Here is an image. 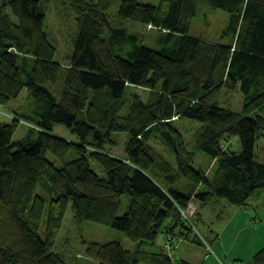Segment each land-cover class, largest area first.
<instances>
[{
    "label": "trees",
    "instance_id": "trees-1",
    "mask_svg": "<svg viewBox=\"0 0 264 264\" xmlns=\"http://www.w3.org/2000/svg\"><path fill=\"white\" fill-rule=\"evenodd\" d=\"M63 1L77 26L66 67L54 59L43 1L0 0V106L23 92L29 104V114H20L29 122L22 138L13 136L23 119L0 113V264H66L56 242L68 208L78 225L97 222L136 242L134 258L122 241L87 244L98 264H171L174 242L195 235L199 210L182 215L190 201L197 208L222 198L241 207L264 189L256 154L264 136V0H121L118 16L158 29L156 46L111 23L112 0ZM202 6L228 14L221 33L228 44L189 34ZM132 87L149 101L133 94L122 115ZM236 91L240 114L218 101ZM177 119L199 124L191 150ZM56 125L71 137L55 133ZM120 132L128 137L123 157L109 151ZM229 137L239 150L227 146ZM152 138L175 160V167L166 163V187L152 176L160 167ZM196 152L216 162L212 177L193 167ZM124 195L128 208L118 215ZM160 234L164 243L146 250ZM253 264H264V247Z\"/></svg>",
    "mask_w": 264,
    "mask_h": 264
},
{
    "label": "rangeland",
    "instance_id": "rangeland-1",
    "mask_svg": "<svg viewBox=\"0 0 264 264\" xmlns=\"http://www.w3.org/2000/svg\"><path fill=\"white\" fill-rule=\"evenodd\" d=\"M46 9V32L48 34L49 40L55 47V56L54 59L61 63L62 67H66L68 58L72 54L73 51V38L76 31L75 17L72 13V10L69 9L67 4L63 0H41ZM121 0H112L109 12V18L111 23L114 26L124 27L127 31L134 32L138 35L139 40L149 46H156V37L158 35V29H154L151 25H141L136 22L122 20L118 16V8ZM146 2H152L156 5L159 4L160 0H141ZM228 14L220 9H215L210 6H202L198 8V13L193 17L192 23L190 26L189 34L194 37H198L200 40L211 42V43H221L228 44L229 42L223 36L222 32L224 27L227 25ZM61 80V79H60ZM59 80V84L55 86L56 89H61V81ZM57 90V91H58ZM223 92V90H221ZM59 93V92H58ZM136 94L143 103H147L149 98L147 96V91L140 88H130L124 101L126 102L123 107L121 114L124 115L128 110L132 95ZM218 101L222 106L231 108L232 111L236 114H240L243 111L242 108V96L239 92L234 93H220ZM2 111V112H1ZM0 113L2 115L11 113L13 116L19 117L23 120L20 114H29V104L26 94L23 92L18 96L17 99L11 100L7 105L0 106ZM260 114L264 117V111H261ZM6 115L3 116L6 119ZM8 116V115H7ZM18 118V119H19ZM20 120V124L14 133L13 138H22L25 135L27 129V123ZM173 123L178 127L181 131V137L184 141L185 146L188 150H191V147L194 146L195 143V133L196 129L199 127V124L192 123L185 120H174ZM55 133H59L60 135H64L65 137H71L69 131L62 125H56L53 128ZM114 146L109 148V151L116 156H124V146L127 141V135L125 132L115 133L112 135ZM227 146H233V149L238 148V138H227ZM148 146L151 149V152L157 158V171L153 170L152 176L153 178L162 186L166 187V163L173 167L176 166L173 155L170 154L165 144L160 142L157 138H152L148 141ZM256 154L264 163V136H261L258 140V144L256 147ZM94 170L100 175H104V171L101 167L95 163L91 162ZM193 167L197 169H203L207 176L212 177L215 173L216 162L213 161L209 156H206L204 153L196 152L193 155ZM178 187H184L186 185L185 179H179L176 183ZM40 193L39 190L36 191ZM261 194L255 195L252 199H250L249 204L247 206H241L240 210L243 211L246 217L251 220V233L252 236H256L258 234L260 224H254V219L263 218L264 224V189L261 190ZM191 205L189 210L196 209V205L190 201ZM226 203V205L224 204ZM129 198L128 196H122V203L120 206V210L118 215H122L128 208ZM189 207V206H188ZM199 207V204H197ZM233 207V205L228 204L225 199H217V202L210 206V210L212 214L218 213L220 216L218 220L215 222L214 226L210 224H203L200 222L198 218V214L192 217L193 223V232L195 231H206L208 227H211L214 231L221 232L222 228L225 226L226 222L231 218L228 215V208ZM188 209V208H187ZM186 209V211H187ZM233 212L231 211V214ZM192 215V214H190ZM209 220L210 212L207 213ZM229 217V219H228ZM233 225V224H232ZM232 229L235 232H238L237 227L233 225ZM232 230H227L223 233L224 239L233 235L231 233ZM235 235V233H234ZM233 236L232 238H234ZM241 238V237H240ZM109 241H122L124 247L128 248L131 251L132 257L136 256L135 247L136 242L130 241L124 235L123 232L119 230H115L114 228L105 226L103 224L93 222V221H84L82 224L76 223L73 220V216L71 214L70 209L68 208L63 219L58 239L56 242V252L62 256L63 260L66 264H98V261L90 258L85 253V247L90 243H105ZM162 242V243H161ZM241 242V241H240ZM162 235L160 234L156 239V244L152 246L144 247L146 250L154 251L157 250L158 247L156 245L163 244ZM237 244V243H234ZM224 246L230 250L231 244L228 242H224ZM210 247V245H209ZM211 248V247H210ZM212 251V248L210 249ZM174 253V252H173ZM172 253V255H173ZM138 254V253H137ZM171 255V256H172ZM139 264H149L146 260H140Z\"/></svg>",
    "mask_w": 264,
    "mask_h": 264
},
{
    "label": "crops",
    "instance_id": "crops-1",
    "mask_svg": "<svg viewBox=\"0 0 264 264\" xmlns=\"http://www.w3.org/2000/svg\"><path fill=\"white\" fill-rule=\"evenodd\" d=\"M216 202L199 204L196 209L199 210L198 217L200 222L214 226L220 215L218 213L212 214L209 208ZM224 204L226 205V203ZM227 208L228 215L229 217L231 215V218L229 219L228 217L229 220L221 232L214 231L211 227H208L206 231H195V235L190 234L186 238L177 239L174 242V246L168 251L172 260L171 264H253L254 255L264 247L263 218L258 217L253 220L256 225L258 222L260 223L257 225H260L258 234L254 237L251 233L252 221L246 217L240 207ZM231 211L233 212L232 214ZM208 212H210V220L207 216ZM232 224L237 227L238 232L232 229ZM227 230H232L235 235L231 231L233 235L224 239L223 233ZM233 236L235 237L232 238ZM224 242L231 244L230 250L224 246Z\"/></svg>",
    "mask_w": 264,
    "mask_h": 264
},
{
    "label": "built area",
    "instance_id": "built-area-1",
    "mask_svg": "<svg viewBox=\"0 0 264 264\" xmlns=\"http://www.w3.org/2000/svg\"><path fill=\"white\" fill-rule=\"evenodd\" d=\"M189 208H190V205H189ZM189 208L187 209V211L182 212V215H183L184 217H186V216H190V214L193 213L192 210H189Z\"/></svg>",
    "mask_w": 264,
    "mask_h": 264
},
{
    "label": "clouds",
    "instance_id": "clouds-1",
    "mask_svg": "<svg viewBox=\"0 0 264 264\" xmlns=\"http://www.w3.org/2000/svg\"><path fill=\"white\" fill-rule=\"evenodd\" d=\"M190 205H191V203H190Z\"/></svg>",
    "mask_w": 264,
    "mask_h": 264
}]
</instances>
